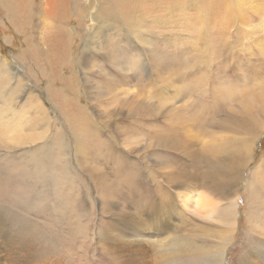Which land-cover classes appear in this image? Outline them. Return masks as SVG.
<instances>
[{"label": "rangeland", "instance_id": "1", "mask_svg": "<svg viewBox=\"0 0 264 264\" xmlns=\"http://www.w3.org/2000/svg\"><path fill=\"white\" fill-rule=\"evenodd\" d=\"M30 1L35 10L51 5L53 19L62 32L67 28L77 34L70 46L71 61L68 57L57 76L69 79L73 88L69 97L76 95L99 132L71 131L68 122L72 112L67 114L69 118L60 114L45 93L50 79L41 75L36 65H24L29 60L30 32L22 34L14 28L16 21L0 6V58L10 67L0 69V109L8 113L0 120V130L24 138V144H17L14 150L0 149V185L5 189L0 192V223L12 228L7 232L16 260L25 259L23 263L30 264H57L58 259L61 264H120L113 245L104 240L119 232L107 227L103 242L97 237V243L94 233L113 222L120 210L132 213L133 206L127 200L141 198V192L155 205L165 201L172 191V178L183 175L191 178L189 183L201 197L217 203L219 214L233 202L236 225L227 228L211 218L201 221L183 212L168 219L170 233H194L189 239H198L192 241L196 246L204 241L214 248L221 245L223 255L216 263L263 264L247 258L253 253L264 257V0H138L141 42L122 30L128 45L125 40L115 42L116 36L104 31L106 23L99 27L102 23L90 18L106 17L112 7L106 0H91V4L89 0ZM8 4L13 9L18 0H8ZM88 6L95 8L94 12L86 11L80 21L78 10ZM115 12L120 14L117 9L111 11L113 15ZM34 20L36 27L39 18ZM43 28L40 23V30ZM42 35H32L35 41L30 45L37 50ZM61 42L60 46L68 44V40ZM135 54L140 57L141 69L139 63L134 68L129 66ZM29 68L34 79L28 78ZM46 70L49 74L50 69ZM50 88L53 92L60 86ZM34 90L55 118L53 130L60 128L61 135L53 130L48 134L49 142L35 132L36 124L30 122L32 108L27 107V112L23 109L29 94L35 95ZM117 90L124 91L127 99ZM136 93L141 103L130 105ZM121 97L122 107L117 101ZM56 99L64 108L66 101L59 96ZM165 100L169 103L158 110L157 103ZM90 102H99L101 111H110L121 124H113L111 116L102 119ZM138 105L141 110L136 112ZM181 105L191 119L164 131L167 114ZM147 110L150 115H146ZM151 111L157 114L151 115ZM26 135L36 141L30 143ZM62 136L64 148L63 144L60 147ZM39 148L43 156L37 159L32 155ZM55 153L64 154L67 160ZM67 161L70 174L65 177L62 172L63 168L68 170ZM201 180L212 188H200ZM121 181L133 183L132 199L126 200L131 189H113ZM163 189L168 195H163ZM164 234L153 239L165 238Z\"/></svg>", "mask_w": 264, "mask_h": 264}, {"label": "bare ground", "instance_id": "2", "mask_svg": "<svg viewBox=\"0 0 264 264\" xmlns=\"http://www.w3.org/2000/svg\"><path fill=\"white\" fill-rule=\"evenodd\" d=\"M94 1L95 0H92V2H94ZM31 3L32 2L30 0H18V5L17 4H16V6L14 5L15 8L11 9L9 7L8 0H0V6L4 7L6 9V11L8 12V14L10 15V17L16 21L15 23L12 24L14 26V28L15 27L18 28L19 31H21L20 33H22V34L26 33L25 30L30 32V34H29L30 35V40H29L30 43H32V41L34 39V37L32 35H34L38 32L43 33L42 37L39 39L40 44H41L39 50H37L34 47V45L31 44L32 45L31 46L30 43H27L28 53L26 52V55H27V58L29 60L24 65H26V64L27 65L28 64L33 65L32 67H35V65H36L37 66L36 68H38L41 75L47 76L48 80L50 79L48 82L49 85L46 88L45 93H47V97L53 103V105L56 107V110H58L60 114L69 118V116L67 114L72 112V119L69 118V122H68V127L71 128V131H73L74 133L86 134V131H94V129H96L99 132V129H97L99 127H97L90 120V118L88 117L89 113L87 111H85L84 107H82L80 105L76 95H74L73 98L69 97L71 95V92H73L72 91L73 88L69 86V79L66 77L61 79L60 76H57V72H60L62 70V68H64L65 64L67 63L68 57H69L68 61H71L70 46H71V43L73 40V35H74V37H76L77 34L71 33L70 30L65 28V27H64L65 28L64 31H66V32H62V28L61 27L59 28L60 24L57 22V19H53L55 16L52 13V9L50 7L51 5L48 8L46 7V8H41V9L35 10L34 7H31L32 6ZM89 3L91 4V0H89ZM106 5H112V7L110 8L111 10H109L107 12L106 17L104 15H100V17H98V15H97V17H95V15L94 16L90 15V18L98 24L102 23V24L98 25L99 27L102 26L103 23H106L107 27L104 28V31L107 34L108 33L114 34L116 36L115 42H117L118 40L119 41L125 40V41H127L126 42L127 45L130 43L128 41L129 39H127L125 37L124 33L121 32L122 30H124L125 33H127L128 37H130L132 40L137 41V42H141V26H140L141 25V4H139V1L138 0H106ZM85 8H86V6H85ZM113 9H117L120 14L115 12V14L113 15L111 13V11ZM89 10L90 11L93 10V12H94L95 8H91V6H90L88 9L78 10V19L81 21L83 19L84 14H86V11H89ZM65 11H66V9H65ZM91 13H92V11H91ZM35 17L39 18V21H38L39 25L38 26L36 25V27H33L34 26L33 22H35V20H34ZM65 17L63 18V21H66ZM109 19H111L113 21L111 24L107 23V21H109ZM66 22H68V21H66ZM40 23L43 24V26H44L43 30H40ZM106 33H105V35H107ZM27 35H28V33H27ZM62 38H64V39H62ZM67 40H68V44L65 45L66 47L60 46V41H62L61 44H63L65 42H67ZM34 41H35V39H34ZM132 52H133V50H132ZM138 52H140V51L138 50ZM67 54H68V56H67ZM88 54H86V55H88ZM114 56H115V53H114ZM83 57H85V56H83ZM139 58L140 57L137 54H135L133 56V61L130 62L129 66L134 68L137 65V63H139L138 68L141 69V60ZM122 60H120V61L122 62ZM113 65H114V67L118 66L116 61L113 62ZM126 67H128V65ZM9 68L10 67L8 66V62L6 60L0 58V69L6 71V70H9ZM51 68L53 69V72H52ZM46 69H48V70L50 69L49 74L47 73ZM129 70H130V68H129ZM131 71L132 70H130V72ZM130 72L128 74H130ZM132 74H133V72H132ZM28 75H29L28 78L34 79V76L31 73L30 68H29V74ZM5 78H6V76H5ZM121 78H123V77H121ZM136 79H137V77H136ZM0 84H2V83L0 82ZM54 84H58L60 86V88L57 90H54L53 92H50V90H51L50 86L54 85ZM121 85H122V83H121ZM7 87L9 88L11 86H7ZM35 90H34L35 95L31 96L29 94V96L32 98H30L28 96V99H26V102L24 103L23 109L25 112H27L26 111L27 107L32 108V114H31L32 117H31L30 122H34L36 124L35 132H38L39 136H41L47 140L48 134L50 132H52L53 127L56 126L57 124L55 123L54 116H52L51 112L45 107L44 103L41 101V98L37 94V91H35ZM175 90H177V89H175ZM122 92H124V91H122ZM122 92L118 91L117 94H120V95L122 94V96L127 99V95L122 93ZM138 95H139V93H136L135 95L132 96V98L129 101L130 105L134 106L137 103H141V99L139 98ZM58 96L60 99H62V102L66 101V105L64 108H63V106H61V103L56 99ZM53 97L56 101L53 99ZM110 97H113V96H110ZM123 97H121L120 99H117L118 104L121 107L123 106ZM0 100H1V97H0ZM196 100H197V98H196ZM112 101H113V99H112ZM167 102H168L167 100H165L164 102H158L156 108L159 110V108L164 107L167 104ZM90 103L93 104L97 108L98 114H100L102 119H107L111 116L112 113L110 111H101L102 106H101V104H99V102H90ZM5 106H6V104H5ZM178 107L171 114H167V118H168L167 123L168 124H166L167 128L164 131H172L175 125H178L179 123L186 122L187 120L191 119V116H190L191 114L189 113L190 115L187 116L188 111L185 107H183L182 105H181V107H179V108ZM191 108H193V107L191 106ZM74 110H76V113H73ZM134 110L136 112H139L141 110V105L134 107ZM10 111H11V107H10ZM10 111H8V112H10ZM197 111H199V110H197ZM155 112L156 111H151V115H155ZM7 114L5 112H2L0 109V120L6 119L8 117ZM156 114H157V112H156ZM207 114H208V112H207ZM146 115H150V110L149 111L147 110ZM111 117L113 119V124H115L117 126L120 123V121L114 120L113 116H111ZM95 127H97V128H95ZM57 128H58V126H57ZM59 129L60 128H58V130L56 129L55 131L53 130L54 133L55 134L58 133V135H61ZM117 130L121 134H122V132H124L123 130L120 129V127H118ZM4 131L0 130V149H4L6 151H11V150H14L16 148L17 144H24V142H23L24 138L23 137L16 135L15 133H10V135H8L9 131H6V130H4ZM26 137H27L28 141H30V143L36 141V139L32 135H30V136L26 135ZM63 138L64 137L62 136V139H60V142H61L60 147L61 148H62V144H63V148H64ZM97 138H99V137H97ZM165 138H163V139H165ZM159 140L161 141L160 138H159ZM105 141H107V140H105ZM50 142H51V140H50ZM47 143L45 144L44 149H46ZM127 144L130 145L129 142ZM61 148L58 150L59 152H62ZM244 150H246V149H244ZM63 152H64V150H63ZM245 153L247 156L248 155L247 151H245ZM54 155H56V153ZM57 155L63 161H64V159L67 160V158H64V154H62L63 156H60L61 154H57ZM32 156L37 158V159L40 158L41 156H43L42 148L34 149V153ZM21 160L22 159H20V161ZM246 160H247V158L245 159V162H246ZM66 163H67L66 167L68 168V170L66 168H63V172H62V174H64L65 177L68 175V173L70 174L69 161H67ZM39 169H41V165H39ZM123 171H125V170H123ZM117 174H119V172H117ZM182 178H185V180L181 181L180 179H182ZM190 179H186V177L183 175L174 176L172 178L173 183H172V188H171L172 191L170 190V192H171L170 195L167 194V189H163V192H164L163 195L164 196L168 195V197L165 198L166 199L165 201H163L157 205H155L152 202L153 200L148 201L147 197L144 196L145 193H142V192H141V198H138V199L136 198L133 200H127V199H132L133 194H134V191L132 189L134 187V185L131 182L130 183H128V182L123 183V181H121L118 184L114 185L113 189L115 191L118 189H122V190L123 189L124 190L125 189H127V190L131 189L129 192L131 195L127 193L128 196L129 195L130 196L127 197L126 200H127V204L129 203L131 205V207L133 206L132 207L133 212L131 213V212H126L124 210H120L117 213L116 218L113 222L106 223L102 229H97L98 232L94 233V235H96L94 237V239L96 240V243H97V237H98V242H103V238H104L105 233H106V228L108 227L109 231L119 232L117 234L105 236L104 240L113 245L112 251L117 255V260H119L118 263H120V264H190L191 261L194 262L193 264H220V263H216V261L218 260L219 257H222V255H223V247L221 245H217L214 248V247L209 246L204 241L199 246H196V245H194V243L192 241L198 240V239H192V240L189 239V236L193 235L194 233H188V234H183V235H181V234L180 235H172L170 233V231H172V228H170V221H168V219L171 216L172 217L177 216L178 213L183 214V212H184V214H187L189 216H193L196 219H199V220L201 219V221H204V220L211 218V220H216L218 223L224 224L227 228L228 227L231 228V226L235 228L236 224L232 220V218L234 217L233 216V209H232L233 208L232 207L233 202H231L229 204L230 206H228L226 209L222 210L221 214H219L220 209H219L217 203L214 202L213 200L205 198L204 195L201 197V194L198 193V191L196 190V187L192 186L189 183ZM96 180H98V178ZM94 182L96 183V181H94ZM63 183H64V181H63ZM70 187L72 189V186H70ZM170 187H171V185H170ZM199 187L202 189L203 188L204 189H211L212 188L211 185L208 186V183H206L203 180H201ZM95 188H96V186H95ZM4 190H5L4 187L2 185H0V192H3ZM61 192H63V191H61ZM64 192H66V191H64ZM254 193H256V192L254 191ZM78 196H79V194H78ZM101 196L104 197L105 193H102ZM70 198H72V197H70ZM139 199H140V201H139ZM26 200L28 201V199H26ZM229 208H231V211H229L230 210ZM90 210H92V208ZM87 222H88V220H87ZM33 227H34V225H33ZM9 228H11L9 225H6V224L1 225V223H0V264H30L31 262L23 263L24 262L23 260H25V259L16 260V258H15L16 255L14 256V252H13V249H15V248H13V243H12V240L9 236L10 231L7 232V230ZM78 233H80V231ZM160 233H162V234H160ZM163 233H165L167 235L165 238L153 239V237H156V235H163ZM232 233H233V231H232ZM202 235H203V232H202ZM88 237H90V236H88ZM228 240L229 239H227V241ZM76 241H79V240H76ZM221 242H223V241H221ZM4 254H6L5 256H7V257H5ZM251 258L261 260V262L264 264V257L259 256L258 253L257 254H254V253L251 254V256L247 259H251ZM56 263L61 264V260L58 259L56 261Z\"/></svg>", "mask_w": 264, "mask_h": 264}]
</instances>
